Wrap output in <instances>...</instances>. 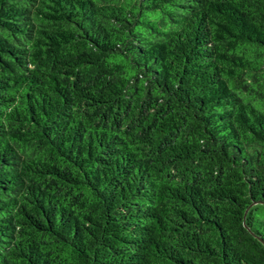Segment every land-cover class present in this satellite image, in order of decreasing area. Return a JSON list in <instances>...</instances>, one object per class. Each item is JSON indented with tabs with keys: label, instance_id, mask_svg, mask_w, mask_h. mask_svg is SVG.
<instances>
[{
	"label": "trees",
	"instance_id": "obj_1",
	"mask_svg": "<svg viewBox=\"0 0 264 264\" xmlns=\"http://www.w3.org/2000/svg\"><path fill=\"white\" fill-rule=\"evenodd\" d=\"M0 264H264V0H0Z\"/></svg>",
	"mask_w": 264,
	"mask_h": 264
}]
</instances>
